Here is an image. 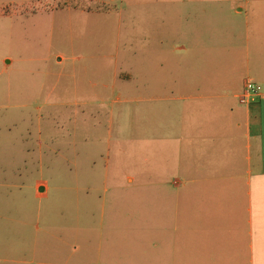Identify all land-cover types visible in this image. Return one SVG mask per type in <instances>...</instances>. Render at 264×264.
<instances>
[{"label":"crops","instance_id":"0c3cea01","mask_svg":"<svg viewBox=\"0 0 264 264\" xmlns=\"http://www.w3.org/2000/svg\"><path fill=\"white\" fill-rule=\"evenodd\" d=\"M257 2L264 0H219L209 10L202 2L185 5L178 65L169 71V63L150 64L146 208L122 205V195L112 193L98 223L17 222L20 231L0 241V252L11 251L0 253V264H264V9L257 11ZM205 18L215 24L211 44L204 42ZM228 36H242L243 56L229 55ZM248 81L263 94L242 105L237 95ZM43 93L40 87L36 95ZM55 132L40 118L20 144H0V156L27 174L12 187L40 202L34 210L32 202L23 205L26 215L42 216L49 198V180H31L28 167L54 165ZM48 239L52 251L45 252Z\"/></svg>","mask_w":264,"mask_h":264},{"label":"rangeland","instance_id":"374dc122","mask_svg":"<svg viewBox=\"0 0 264 264\" xmlns=\"http://www.w3.org/2000/svg\"><path fill=\"white\" fill-rule=\"evenodd\" d=\"M215 1L0 0V144H20L40 118L58 134L48 156L54 165L46 166V160L43 171L28 167L31 180H49L42 216L26 215L23 205L32 202L34 210L40 202L12 187L27 175L25 167L0 156V241L20 231L17 222L98 223L102 205H112V193L122 195V205L140 202L146 208L149 66L166 62L174 69L182 55L185 5L202 2L209 10ZM256 5L264 9V2ZM213 26L205 18V43L215 42ZM241 37H227L229 55L243 56ZM6 58L12 64L3 72ZM52 246L48 239L45 252Z\"/></svg>","mask_w":264,"mask_h":264},{"label":"built area","instance_id":"2783aa9c","mask_svg":"<svg viewBox=\"0 0 264 264\" xmlns=\"http://www.w3.org/2000/svg\"><path fill=\"white\" fill-rule=\"evenodd\" d=\"M262 94L263 88L261 85L248 81L245 84L243 92L237 95V99L242 105H250Z\"/></svg>","mask_w":264,"mask_h":264}]
</instances>
